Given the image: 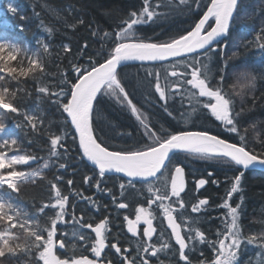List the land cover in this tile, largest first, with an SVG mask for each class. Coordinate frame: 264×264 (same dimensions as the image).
<instances>
[{
  "label": "snow or ice",
  "instance_id": "obj_1",
  "mask_svg": "<svg viewBox=\"0 0 264 264\" xmlns=\"http://www.w3.org/2000/svg\"><path fill=\"white\" fill-rule=\"evenodd\" d=\"M243 4L143 0L139 10L110 12L107 29L67 19L88 36L58 50L38 40L50 65L0 20V264H241L251 245L245 264H264V233H245L244 197L234 199L247 171L264 172V128L246 115L264 104V91L256 95L247 61L230 63L239 56L233 37L243 38L235 27ZM16 11L9 2L7 12ZM176 15L187 27H165ZM254 32L245 47L264 56V20ZM20 77L33 88H22ZM113 106L128 125L111 119ZM77 159L87 169L81 183L99 199L65 180ZM194 162L208 165L207 177L232 173L215 206L187 188ZM194 183L199 192L209 180ZM214 209L223 212L213 218Z\"/></svg>",
  "mask_w": 264,
  "mask_h": 264
},
{
  "label": "trees",
  "instance_id": "obj_2",
  "mask_svg": "<svg viewBox=\"0 0 264 264\" xmlns=\"http://www.w3.org/2000/svg\"><path fill=\"white\" fill-rule=\"evenodd\" d=\"M12 2L17 8L16 13L7 12V4ZM150 3L156 4L158 0H149ZM143 0H0V11L3 15L0 16V20L6 19L11 25L9 29L10 37L19 39L20 41L27 43L28 47L32 50H37V58H44L46 65L51 64L52 57L47 56L43 52V48L37 44L38 40H43L45 43H49L52 49L58 50L59 45L62 42H71L75 46L76 42L81 41L84 37L88 36V29L83 26L79 27L78 32H73L72 29L67 27L65 21L72 18H80L92 23L95 22L101 28H108L109 24L115 22V19L109 18V13H113L115 17L116 13L124 14L129 13L132 10H139ZM186 16L176 15L171 17L165 27H187L185 20ZM264 20V0H244L243 7L237 14V20L235 27L239 30L240 36L243 38L233 37L238 39L239 44V56L234 57L230 63H240L241 61H247V71H250L258 76L256 95L259 96L261 91H264V79L259 78L264 73V67L261 66V61L264 60V56H261L260 50L256 47H245L248 40L254 39V29H258ZM22 26V27H21ZM51 27L53 32L47 33L45 29ZM152 27H156L153 25ZM151 31V29H148ZM2 38V37H0ZM52 56H55V51L52 52ZM20 58L18 57V60ZM16 62H13L15 64ZM27 62L25 61V67ZM130 72L134 75L136 69H130ZM3 75V73H0ZM21 81H25L22 88H33V82L29 78L25 80L24 77L19 78ZM16 83V82H12ZM11 86V85H9ZM35 92L33 90V96ZM239 107V104H238ZM246 109L250 105H245ZM148 111H155L151 106H147ZM111 114V119L122 125H128L130 123L128 114L121 112L118 106H113L108 109ZM246 115L253 118L252 123L256 124L257 129L264 128V104L257 103L251 111L246 112ZM159 117V112H157ZM4 120L9 126H12L13 121L8 115L4 116ZM211 127V125H208ZM250 133L252 129H249ZM18 134L23 139L24 133L22 130H18ZM119 142V137L116 136L111 143L116 144ZM259 150V144L256 145ZM74 154V153H73ZM75 169V171H73ZM211 170L208 165L202 162H194L187 164L186 168V180L187 188L192 190V196L194 198H209L210 204L215 206L222 197L225 196V175L231 178L232 173H225L223 171H215L212 177H207V171ZM87 172L80 161L77 159L72 161V168L68 169L64 175L66 179L74 180V188L80 189L84 192V195H92L94 198L99 199L102 195L97 193L94 188H88L87 185L81 183L82 174ZM205 177L209 180L203 190L199 192L195 191V181L201 177ZM51 178V174L49 177ZM212 179L220 181L219 186L211 183ZM108 187H112L113 183H118L113 180L106 181ZM243 191L239 194H234V199L240 195L244 197V207L246 211V218L244 219V231L246 234L257 235L264 233V172L260 171H247L242 179ZM32 185L25 186L22 191L26 192L23 199L27 203H31ZM118 191V188L116 189ZM83 204V201H78ZM101 204L103 200H99ZM126 212L127 210H120ZM223 212L222 209H214L211 211L213 218L217 217ZM196 215V214H192ZM114 216V214H113ZM122 219V217H121ZM217 221L213 219L210 222V226L215 230ZM114 230H118L114 226ZM259 243V241H258ZM256 245L249 246V250L241 257V264H245L248 257L252 255Z\"/></svg>",
  "mask_w": 264,
  "mask_h": 264
},
{
  "label": "water",
  "instance_id": "obj_3",
  "mask_svg": "<svg viewBox=\"0 0 264 264\" xmlns=\"http://www.w3.org/2000/svg\"><path fill=\"white\" fill-rule=\"evenodd\" d=\"M256 171H258V170H256ZM206 186V185H205ZM205 186H204V188H205ZM204 188H201L200 190H203Z\"/></svg>",
  "mask_w": 264,
  "mask_h": 264
}]
</instances>
